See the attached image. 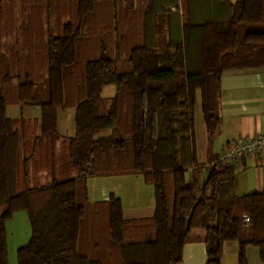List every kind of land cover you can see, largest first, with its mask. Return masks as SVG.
Masks as SVG:
<instances>
[{
  "label": "trees",
  "instance_id": "16d2710c",
  "mask_svg": "<svg viewBox=\"0 0 264 264\" xmlns=\"http://www.w3.org/2000/svg\"><path fill=\"white\" fill-rule=\"evenodd\" d=\"M97 1L78 0L76 20L47 36L45 99L35 102V82L27 73L5 75L18 79L16 102L39 103L41 112L37 119L9 118L0 91V202L5 204L0 264H8L5 224L20 210L31 234L17 249V264H179L193 226L205 230L206 264H221L227 240L238 242L239 264H248L249 245L264 261V191L235 195L229 164L207 168L201 183L194 174L185 177L200 166L194 141L197 93L210 141L220 124L222 72L264 65V0H148L138 40L121 70L118 59L105 55L84 62L75 90V133L59 139L57 110L68 103L66 72ZM107 84L116 91L104 100L101 89ZM125 172H140L153 184L151 217L124 218L112 194L106 202L88 201V176ZM100 210L99 241L86 243L84 231L93 219L90 234L96 238Z\"/></svg>",
  "mask_w": 264,
  "mask_h": 264
},
{
  "label": "crops",
  "instance_id": "0c3cea01",
  "mask_svg": "<svg viewBox=\"0 0 264 264\" xmlns=\"http://www.w3.org/2000/svg\"><path fill=\"white\" fill-rule=\"evenodd\" d=\"M118 29L119 27L117 23L116 30ZM117 35L118 33L116 34L115 39L117 38ZM32 47L33 45L30 44L29 50L23 54V56L25 55L26 60L23 56L22 58L20 57L17 59L16 66V70H20L21 68V75L25 76L27 73L30 79L32 78V73L34 75L36 73L34 62L30 59L31 55H36V53H32L33 51L30 50ZM114 49L116 52L115 41ZM21 55L22 54L19 56ZM32 57L35 58L34 56ZM43 64L44 67L42 73L44 77H46L47 68L45 62ZM66 75L71 76V70H67ZM69 78H65L64 81L65 97L67 98L66 100L68 103L57 110V133L59 139L71 137L75 133L74 115L77 100L75 90L76 87H81L82 83L81 80H73ZM14 79L15 78H13V80ZM16 80V94L8 99L6 98V107L7 105H14L20 107V109L17 111H14L13 109L11 116H8L7 113L6 115L9 118H39L41 107L39 103L35 102L47 97L48 84H46V78L42 90L39 88V82L33 80L35 82L36 101L34 103L22 105L16 102L18 79L16 78ZM39 90L42 91V94H39ZM115 91L116 88L113 84L104 85L101 89V96L104 100H107L114 96ZM197 97L200 98L198 93ZM108 106L109 102L107 101L100 106V110L106 111ZM219 114L220 124L218 130L212 140L209 141L202 118V111L201 114H198V108L197 105H195L194 141L196 158L200 166L188 169L185 172V177L187 179L191 178L194 174L198 177L199 182L201 183L206 177L207 168H209L210 162L218 157L219 153L227 143L253 134L264 133V65L256 67L229 68L222 72L219 90ZM196 116H199L201 119L198 120V124H196ZM199 121H201L202 124H199ZM109 133V130L102 131L97 136L108 135ZM229 165L234 173L235 195L242 196L253 192L264 191V151L246 155ZM86 188L87 198L91 204L106 202L111 194L119 198L122 206V213L126 219L138 220L141 218H149L153 215L155 206L154 186L153 184L146 182L140 172L90 175L86 179ZM95 209L98 210L99 208L96 207ZM16 212L17 214L22 213L18 211ZM14 213L10 221L13 219ZM98 214V217H96V227H94V230H96V238L92 239L90 234L92 232V224L95 221V219H93V221L91 220V223L88 224L86 231H84L86 233V238L83 237L82 240L86 243L95 240L99 241V237L101 236L100 233L102 231L100 221L104 220L100 217L101 210ZM105 214L106 211L104 210L102 215ZM19 216L24 217L23 214H19ZM10 221L8 220L6 224ZM6 224L8 259L9 237ZM104 231L105 229L103 232ZM30 234H25L22 237L18 234L17 230L15 235L13 233L11 247L16 250V256L17 249L28 243ZM204 234L205 230L201 227L193 226L190 228L188 238L183 244L182 259L179 264H206L207 255L203 240ZM238 250L239 244L236 240L224 241L220 259L221 264H239ZM246 257L248 264H264V261L261 260L259 256V250L255 246H247Z\"/></svg>",
  "mask_w": 264,
  "mask_h": 264
},
{
  "label": "rangeland",
  "instance_id": "374dc122",
  "mask_svg": "<svg viewBox=\"0 0 264 264\" xmlns=\"http://www.w3.org/2000/svg\"><path fill=\"white\" fill-rule=\"evenodd\" d=\"M77 2L78 0H0V91L5 98L8 99L16 94L15 81H17L15 77L6 78L5 75L15 74L17 59L22 58L23 54L29 50L30 44L33 45L30 50L36 53V55H29L36 67V73L35 75L32 73L31 79L38 81L39 88L42 90L45 78L48 80L42 73L46 38L48 35L60 34L66 21L76 20ZM147 6L148 0H98L81 27L76 41V59L71 68H68L72 72L69 79L81 80L84 76V62L101 55L118 59L117 67L121 70L130 48L138 40L137 37L141 32L140 22ZM117 23L118 30H116ZM117 33L121 52L119 56H116L114 49ZM20 54L22 55L19 56ZM46 84H48L47 81ZM39 94H42V91L39 90ZM200 103V98L197 97L198 114H201ZM13 109L17 111L20 107L7 105L8 116L12 115ZM195 118L198 124V120L201 119L199 116ZM199 122L202 124L201 121ZM4 208L5 204L0 202V212ZM18 212L22 213L15 212L13 219L6 224L9 237V264H16L17 258L16 250L11 247L13 233L15 235L17 230L22 237L31 233L26 212L23 210ZM19 214H23L25 219ZM125 237L128 238V234Z\"/></svg>",
  "mask_w": 264,
  "mask_h": 264
},
{
  "label": "built area",
  "instance_id": "2783aa9c",
  "mask_svg": "<svg viewBox=\"0 0 264 264\" xmlns=\"http://www.w3.org/2000/svg\"><path fill=\"white\" fill-rule=\"evenodd\" d=\"M264 151V133L253 134L227 143L218 157L210 162L209 167L231 164L240 158ZM244 224H248L249 216L242 215Z\"/></svg>",
  "mask_w": 264,
  "mask_h": 264
},
{
  "label": "water",
  "instance_id": "95a60500",
  "mask_svg": "<svg viewBox=\"0 0 264 264\" xmlns=\"http://www.w3.org/2000/svg\"><path fill=\"white\" fill-rule=\"evenodd\" d=\"M191 214L189 215L188 219H187V227L189 226V219H190Z\"/></svg>",
  "mask_w": 264,
  "mask_h": 264
}]
</instances>
